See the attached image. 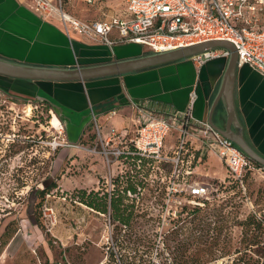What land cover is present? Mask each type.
I'll return each instance as SVG.
<instances>
[{
	"label": "rangeland",
	"instance_id": "1",
	"mask_svg": "<svg viewBox=\"0 0 264 264\" xmlns=\"http://www.w3.org/2000/svg\"><path fill=\"white\" fill-rule=\"evenodd\" d=\"M64 11L91 22L122 17L125 3L72 0ZM78 125H70V142L46 100L0 90V264H264V169L250 172L246 191L239 190L224 184L228 172L211 155L192 180L217 191L191 215L196 207L165 203L163 193L155 191V173L147 171L145 197L124 199L132 219L123 225L111 219V206L104 213L100 197L95 209L78 198L81 189L94 191L106 175L104 159L94 153V122L81 138ZM127 135L134 138L135 129ZM167 142H173L172 135ZM124 172L129 182L139 177L134 166ZM163 172L170 176L167 166ZM46 207L54 210V223L45 216ZM11 222L18 231L2 245Z\"/></svg>",
	"mask_w": 264,
	"mask_h": 264
},
{
	"label": "built area",
	"instance_id": "2",
	"mask_svg": "<svg viewBox=\"0 0 264 264\" xmlns=\"http://www.w3.org/2000/svg\"><path fill=\"white\" fill-rule=\"evenodd\" d=\"M71 1L31 0V5L43 17L55 18L67 31L97 44L134 43L153 53H163L210 42H230L237 50L238 65L249 66L264 77V0H124L122 17L91 22L65 14V4ZM83 1L89 5L96 2ZM230 55L226 49L206 50L191 59L202 66ZM195 98L192 93L185 110L163 109L151 101H132L135 136L131 139L115 128L106 130L92 112L91 122L97 134L94 153L106 164V175L94 190L106 197L109 207L112 198L119 195L132 201L144 198L147 171L150 176L155 173V191L158 196L163 193L165 203L204 207L217 190L192 177L197 173L196 167L211 155L228 172L229 181L224 184L239 190L246 191L245 178L250 172L264 169L208 121L195 117ZM110 113L114 116L116 112ZM171 135L173 142L168 144ZM132 166L139 171V177L129 182L124 168ZM165 166L170 168L169 177L163 172ZM44 214L55 222L52 208L46 207Z\"/></svg>",
	"mask_w": 264,
	"mask_h": 264
},
{
	"label": "crops",
	"instance_id": "3",
	"mask_svg": "<svg viewBox=\"0 0 264 264\" xmlns=\"http://www.w3.org/2000/svg\"><path fill=\"white\" fill-rule=\"evenodd\" d=\"M152 53L148 47L134 43H93L77 32L67 31L58 20L37 13L31 0H0V57L4 59L26 65L75 68L103 66ZM229 63V58H218L198 66L189 58L130 74L71 83L0 76V86L50 103L64 124L67 138L71 123L79 124V138L84 135L92 112L106 130L115 128L127 135L135 129L132 101H151L163 109L185 110L195 93L196 118L222 129L227 125L229 129L240 128L247 144L264 158V77L249 66L237 65L226 89ZM111 111L116 112L114 116Z\"/></svg>",
	"mask_w": 264,
	"mask_h": 264
},
{
	"label": "water",
	"instance_id": "4",
	"mask_svg": "<svg viewBox=\"0 0 264 264\" xmlns=\"http://www.w3.org/2000/svg\"><path fill=\"white\" fill-rule=\"evenodd\" d=\"M226 49L230 52V63L224 87H229L230 77L238 65V53L230 42H210L183 47L163 53H152L138 59L120 61L97 67L56 68L46 66L26 65L0 57V76L10 79L30 82L71 83L88 82L98 78L130 74L150 68L164 66L173 62L192 58L206 50ZM230 115V114H229ZM230 117V116H229ZM210 123V122H209ZM211 124V123H210ZM212 125V124H211ZM221 135L232 140L249 158L259 166L264 167V158L247 144L240 128L224 129L212 125ZM60 264V263H57Z\"/></svg>",
	"mask_w": 264,
	"mask_h": 264
},
{
	"label": "trees",
	"instance_id": "5",
	"mask_svg": "<svg viewBox=\"0 0 264 264\" xmlns=\"http://www.w3.org/2000/svg\"><path fill=\"white\" fill-rule=\"evenodd\" d=\"M0 90L4 91L6 93H9V90H7L1 86H0ZM257 166L261 167L259 165H257ZM25 186L26 185H22L19 189H23V187H25ZM54 187H55V185H53V184L47 186L46 188L41 190L40 195L45 196ZM129 188H132V190L135 191V188H133L131 186ZM16 190H18V188ZM97 197H100L102 200L101 205L104 208L103 209L104 213H108L109 201L106 199V197L100 195L95 190L89 192L85 189H81L79 191V195H78L80 202L87 205L88 207H90L92 209L99 207V205L96 204ZM207 203L208 202H206V204ZM110 206L112 208V213H111L110 217L114 222L121 223L123 225H128L130 223V220L132 219V216H131L132 213L131 214L125 213L126 210L129 208V206L125 205L124 197L122 195H119L118 197H113L111 202H110ZM200 208H203V207H196V209L194 211L190 212L189 215L199 212ZM183 210H184V212H187L186 207ZM13 225H14V223L11 222L6 226L5 232L3 235L4 238H6V239L4 240L2 245H6L8 243V239L12 238L16 234V232L18 231V228L14 227Z\"/></svg>",
	"mask_w": 264,
	"mask_h": 264
},
{
	"label": "bare ground",
	"instance_id": "6",
	"mask_svg": "<svg viewBox=\"0 0 264 264\" xmlns=\"http://www.w3.org/2000/svg\"><path fill=\"white\" fill-rule=\"evenodd\" d=\"M66 15H68L67 13H65ZM61 124H59V126H60ZM59 129H61V128H59Z\"/></svg>",
	"mask_w": 264,
	"mask_h": 264
}]
</instances>
